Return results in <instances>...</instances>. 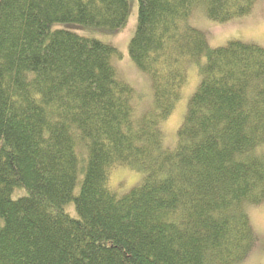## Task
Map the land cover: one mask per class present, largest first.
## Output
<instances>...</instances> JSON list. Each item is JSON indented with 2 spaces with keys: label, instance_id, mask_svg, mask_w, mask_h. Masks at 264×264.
I'll use <instances>...</instances> for the list:
<instances>
[{
  "label": "trees",
  "instance_id": "16d2710c",
  "mask_svg": "<svg viewBox=\"0 0 264 264\" xmlns=\"http://www.w3.org/2000/svg\"><path fill=\"white\" fill-rule=\"evenodd\" d=\"M137 2L129 56L154 95L141 117L119 51L75 31L118 32L130 0H0V264L251 257L249 210L264 207V48L213 49L190 22L198 11L220 24L244 18L259 0ZM192 65L200 83L166 149L162 125ZM116 168L142 176L121 197L109 186Z\"/></svg>",
  "mask_w": 264,
  "mask_h": 264
},
{
  "label": "rangeland",
  "instance_id": "374dc122",
  "mask_svg": "<svg viewBox=\"0 0 264 264\" xmlns=\"http://www.w3.org/2000/svg\"><path fill=\"white\" fill-rule=\"evenodd\" d=\"M138 2L130 0V14L124 27L115 33L104 31H91L82 27L75 28L77 34L83 37L95 38L107 45L115 47L121 57L115 60V66L121 80L128 83L135 92L133 101L137 117L154 107V95L150 78L140 72L129 56V44L137 29ZM191 25L208 37L211 48L224 47L231 41H239L246 44H255L264 48V0H259L253 12L244 18L220 24L206 18L201 11L196 12L191 18ZM203 60L202 63H204ZM187 84L183 90L182 99L173 116L162 125L164 133V146L173 150L177 144V132L181 127L188 108L189 100L195 94L200 83L199 68L190 66L188 70ZM142 181V176L126 168H116L110 175V189L119 197L128 194ZM79 186L75 190L78 194ZM70 216L77 218L73 204L65 207ZM249 216L253 228L258 236V243L251 257L244 264H264V207H252Z\"/></svg>",
  "mask_w": 264,
  "mask_h": 264
}]
</instances>
